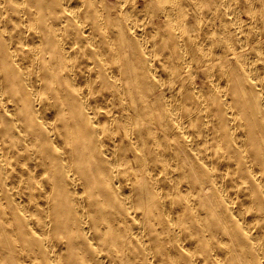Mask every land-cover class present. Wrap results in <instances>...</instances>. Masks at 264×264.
Segmentation results:
<instances>
[{
	"label": "bare ground",
	"instance_id": "bare-ground-1",
	"mask_svg": "<svg viewBox=\"0 0 264 264\" xmlns=\"http://www.w3.org/2000/svg\"><path fill=\"white\" fill-rule=\"evenodd\" d=\"M0 264H264V0H0Z\"/></svg>",
	"mask_w": 264,
	"mask_h": 264
}]
</instances>
